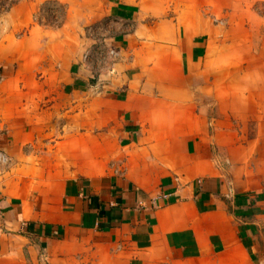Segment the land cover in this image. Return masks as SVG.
<instances>
[{
  "label": "crops",
  "instance_id": "1",
  "mask_svg": "<svg viewBox=\"0 0 264 264\" xmlns=\"http://www.w3.org/2000/svg\"><path fill=\"white\" fill-rule=\"evenodd\" d=\"M0 153V264H264V0H20Z\"/></svg>",
  "mask_w": 264,
  "mask_h": 264
},
{
  "label": "built area",
  "instance_id": "2",
  "mask_svg": "<svg viewBox=\"0 0 264 264\" xmlns=\"http://www.w3.org/2000/svg\"><path fill=\"white\" fill-rule=\"evenodd\" d=\"M20 0H0V14H3L5 12H8L14 5H16ZM57 6H55V3H47L42 5L38 11L33 16V23L39 24L38 16L41 14H49V17L56 18L57 19ZM112 21H105L99 25H96V27H91L90 29H87L88 37L90 38H104L108 35L110 27H111ZM45 27L55 28L51 24H43ZM101 43L95 44L93 55H97L99 59H101V62H105L106 58L109 56H113L114 52L111 50H108L104 44H102V40L99 41ZM89 58V54L84 55V60L86 61ZM6 166V158L4 155L0 153V175L3 174L4 167Z\"/></svg>",
  "mask_w": 264,
  "mask_h": 264
},
{
  "label": "rangeland",
  "instance_id": "3",
  "mask_svg": "<svg viewBox=\"0 0 264 264\" xmlns=\"http://www.w3.org/2000/svg\"><path fill=\"white\" fill-rule=\"evenodd\" d=\"M55 6H57V11H58V15L56 16L57 19L54 17L51 19V17H49V14H41L38 16V21L39 24H51L53 25L55 28L54 30H59L62 28L63 24H64V16H65V11L63 10L62 6L55 4ZM36 24V23H34ZM91 27H87L85 29V31H83L84 35L89 38L87 35V29H90Z\"/></svg>",
  "mask_w": 264,
  "mask_h": 264
}]
</instances>
